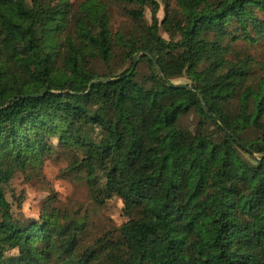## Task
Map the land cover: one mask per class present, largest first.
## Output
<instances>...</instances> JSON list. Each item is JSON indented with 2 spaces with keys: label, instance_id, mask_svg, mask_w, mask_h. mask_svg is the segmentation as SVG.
Here are the masks:
<instances>
[{
  "label": "trees",
  "instance_id": "obj_1",
  "mask_svg": "<svg viewBox=\"0 0 264 264\" xmlns=\"http://www.w3.org/2000/svg\"><path fill=\"white\" fill-rule=\"evenodd\" d=\"M115 2L136 24L127 35L112 31ZM159 9L0 0V264L15 249L20 264H264V74L226 42L264 35V0H177L163 20ZM139 51L159 69L144 53L132 70ZM183 76L193 89L167 83ZM57 150L98 203L122 201L116 234L84 245L85 224L54 208L14 216L6 187Z\"/></svg>",
  "mask_w": 264,
  "mask_h": 264
},
{
  "label": "rangeland",
  "instance_id": "obj_2",
  "mask_svg": "<svg viewBox=\"0 0 264 264\" xmlns=\"http://www.w3.org/2000/svg\"><path fill=\"white\" fill-rule=\"evenodd\" d=\"M71 1L74 5H78L83 0ZM159 2L158 17L163 20L165 12L176 7L177 0H159ZM110 15L114 33L122 32L127 35L135 30L136 24L125 12L123 4L111 3ZM145 19L148 24L151 23L150 8L145 9ZM160 33L166 38L169 37L163 28ZM233 36H229L228 40ZM226 42H231V54L234 57L251 56L254 59L253 72L264 74V35L257 42L243 38ZM115 66L126 68L127 65L118 58ZM96 68L99 72L105 71L104 66L99 63L96 64ZM141 68L144 69V65ZM173 82L191 84L192 81L187 76H183L174 79ZM182 121L184 125L193 129L197 118L195 114H189ZM70 162V154L57 150L44 161L38 174L17 172L6 187L7 197L12 203L14 216L24 223L30 220L39 221L46 209L54 208L63 216V220L85 224L80 240L84 245H93L99 239L116 234V228L126 221L123 215V203L117 197L107 200L104 204L98 203L94 199L85 175L72 173L68 169ZM6 261L11 264H20L19 251L15 249L7 252Z\"/></svg>",
  "mask_w": 264,
  "mask_h": 264
},
{
  "label": "water",
  "instance_id": "obj_3",
  "mask_svg": "<svg viewBox=\"0 0 264 264\" xmlns=\"http://www.w3.org/2000/svg\"><path fill=\"white\" fill-rule=\"evenodd\" d=\"M144 53L148 54V55L150 56V58H151L152 60H154L155 66L159 69V64H158V62L155 60L154 56H153L149 51H139V52L137 53V55L135 56L134 65H133V67H132V70L135 68V66H136V64H137V62H138L140 56L143 55ZM132 70H131V71H132ZM131 71L128 73V75L131 73ZM158 74L163 75V73L161 72V70L158 71ZM107 80H108V79H106V78H96L95 80H93V81L90 83V86H91L93 83L97 82V81H107ZM167 83H168L169 85H178V84L172 82V81L169 80V79L167 80ZM181 86H183V87H187V88H190V89H193L192 84H181ZM41 94H42V93H41ZM200 96H201V95H200ZM202 101H203V106H204L206 112H207L208 114H210L215 120H217V116L209 112V110H208V108H207V105H206V103H205V101H204L203 98H202ZM235 140H236L240 145L244 146L243 143H242L241 141H239L237 138H235Z\"/></svg>",
  "mask_w": 264,
  "mask_h": 264
}]
</instances>
